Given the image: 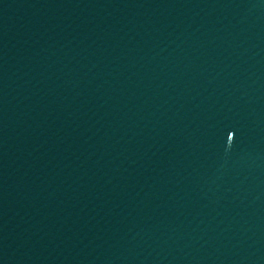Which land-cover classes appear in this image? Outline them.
Segmentation results:
<instances>
[{
  "label": "water",
  "instance_id": "95a60500",
  "mask_svg": "<svg viewBox=\"0 0 264 264\" xmlns=\"http://www.w3.org/2000/svg\"><path fill=\"white\" fill-rule=\"evenodd\" d=\"M0 264H264V0H0Z\"/></svg>",
  "mask_w": 264,
  "mask_h": 264
}]
</instances>
